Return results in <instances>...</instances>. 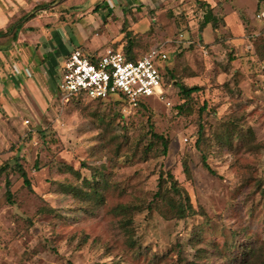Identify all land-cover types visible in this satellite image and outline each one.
I'll return each instance as SVG.
<instances>
[{"label": "rangeland", "instance_id": "rangeland-1", "mask_svg": "<svg viewBox=\"0 0 264 264\" xmlns=\"http://www.w3.org/2000/svg\"><path fill=\"white\" fill-rule=\"evenodd\" d=\"M93 3L81 0L73 10L74 0H48L37 7L47 9L37 24L41 41L50 25L58 28L48 31L53 38L62 29L66 34L65 46L55 41L50 77L44 63L49 49L37 52L44 58L39 61L26 48L41 71L34 80L10 73V60L22 59L24 46L0 58L16 91L13 99L1 97L10 96L8 80L0 91V166L20 164L30 182L26 186L9 167L0 178V264H232L238 252L231 243L249 237L264 243V25L255 18L264 0H224L218 30L207 25L201 36L206 8L198 0H186L194 6L182 11L166 7L155 19L151 14L157 24L135 39L143 46L136 55L161 46L167 59L159 63L163 98L143 97L147 109L117 96L61 98L66 57L59 51L83 50L67 40L80 42L78 12H91ZM178 84L200 88L193 94L196 110L207 106L200 118L178 113ZM229 118L250 127L254 145L210 140L208 169L195 146L196 131L202 124L213 138ZM97 173L103 174L101 197L84 196L83 178ZM161 176L163 195L157 193ZM174 205H184L185 217Z\"/></svg>", "mask_w": 264, "mask_h": 264}, {"label": "crops", "instance_id": "crops-1", "mask_svg": "<svg viewBox=\"0 0 264 264\" xmlns=\"http://www.w3.org/2000/svg\"><path fill=\"white\" fill-rule=\"evenodd\" d=\"M185 1L186 0H94V6L91 8V12L88 10H86L85 13L78 12L83 15L79 22V28L83 30V37L80 36L81 40L77 44L72 43L71 40H67L68 44L81 46L83 48L82 51L86 53H103L108 48H113L125 53L124 51L130 43L131 54L136 58L138 57L136 53L141 51L143 46H139V44L136 43L135 38L140 36L145 38L146 32L151 28V14H154L153 18L155 19L158 11L164 10L166 7H173L174 9L182 11L185 10L186 7H191L192 5L194 6V4L191 3L186 5ZM189 1L192 2V0ZM198 1L202 4H208L213 12L217 13L218 16H224V9L222 8L224 0ZM46 2H48V0H0V31L6 32L8 27L18 20L19 22H23V25L19 28L15 39L11 38L13 29L0 36V40H5L4 43H0V58H2V60L5 59V57H9L11 53H16L15 49H18V47H25L24 50L21 49L22 54L19 53L21 55H18V57L20 56L22 59H12L10 60V64H8L10 66V73L15 76L23 75V77H30L32 80L40 78L41 71L38 72L34 69V67L38 65V62L33 57L35 54L39 61L44 59H42V57L40 58V55L37 54V52L40 53V49H43L45 52L49 49L50 52H52L51 57L49 56V59H45L44 62L48 65L46 70L44 69L48 75L49 73L47 71L51 70L53 63L55 62L53 57V48L56 52V50L58 51L59 45L62 44L65 46L64 39L66 34L63 29L60 33L55 32L57 34L56 39L53 38V35L50 36V32H48L49 30H53L54 28L55 30L58 29L56 27L52 29L53 25H50V27L47 26L48 31L45 32L47 36L41 41V37L39 36L40 34H38L40 29H37V24L39 19L41 17H45L47 14V9H44L45 7H42L41 9L37 8L36 11H42L40 14H34L33 16L29 15L26 19H20L27 13H35V10L33 9L36 6H39L40 3ZM80 2L81 0H74V4L69 7H74L73 10H76L79 6L75 7V4L79 5ZM218 4L219 6L222 5V11H220V8L216 9ZM66 9L68 10L70 8ZM199 10L202 9L199 8ZM204 12L201 11L200 14L204 15ZM90 22L93 24L92 27H89ZM53 24L58 27L60 26L59 23ZM92 30H94V33H92ZM99 30L101 31L99 32ZM91 34H94L95 36L101 35V39L92 38ZM8 39H11V45L8 44ZM131 39H133L134 42ZM55 41L56 43L58 42V46ZM42 46L46 48H42ZM64 46H61L62 51H59V53L63 52L66 57L71 49L68 52L67 48ZM26 48L34 49V54L30 51L27 53ZM46 54L49 55L48 53ZM32 63L33 67H31ZM44 63L41 65L42 67H44ZM0 67H3L1 60ZM48 76L50 77V75ZM6 80L12 82V87H8V89H10V96L1 95V97L3 99H13L12 90L14 89L15 91V78L14 80H11V77L7 76L6 73L3 72V69H0V91L2 92L4 91L3 86H7L6 84L9 83ZM18 80L20 81V79ZM17 96L19 95L17 94Z\"/></svg>", "mask_w": 264, "mask_h": 264}, {"label": "built area", "instance_id": "built-area-1", "mask_svg": "<svg viewBox=\"0 0 264 264\" xmlns=\"http://www.w3.org/2000/svg\"><path fill=\"white\" fill-rule=\"evenodd\" d=\"M255 18L264 24V9L258 10ZM166 59V51L161 46L151 47L134 59L113 48L103 53H86L74 48L65 58L58 90L65 100L80 94L91 100L117 96L132 105L146 96L161 99L164 68L159 63Z\"/></svg>", "mask_w": 264, "mask_h": 264}, {"label": "trees", "instance_id": "trees-1", "mask_svg": "<svg viewBox=\"0 0 264 264\" xmlns=\"http://www.w3.org/2000/svg\"><path fill=\"white\" fill-rule=\"evenodd\" d=\"M202 5L205 6L206 10L204 12L201 23L198 25V32L200 36H201V33L203 32L202 30L205 28L207 24H209L214 31H217L218 25L222 21V18L219 17L217 13H214L208 4L203 3ZM37 7L39 6H36L33 10H36ZM34 14L35 13H32V14L27 13L23 15L20 19H26L29 15L33 16ZM154 24H157V22L155 20H152L151 26ZM22 25H23V22H19L18 20L17 22H14L13 24H11L6 30V32L0 31V36L4 35L5 33L13 29L11 38L15 39L17 32ZM131 40L134 42L133 39ZM130 47H131V44L129 43L127 46V49L124 52L128 59H134L135 57L132 56ZM149 49L150 48H148V50ZM166 73L167 71L165 72V74ZM169 74L172 76V71H170ZM199 89L200 88L198 86L187 87L184 84H178V94H179L180 99L182 100V103L177 106L178 113H181V114H191V113L195 114L196 113L199 118L201 117L202 112L206 111L207 106L203 104L198 110H196L194 108V102H193V94L198 92ZM71 98L80 99V98H87V97L80 94V95H74ZM116 105L117 107L118 106L120 107V103L117 102ZM136 105L147 109V106L145 105V101L143 99H138ZM116 113L118 114V112ZM114 115L110 118L114 119L115 117ZM227 121L228 122L226 123V125L221 124L222 125L221 131L213 132V138H210L207 134H205L204 126L202 124L199 125L196 131L197 138L195 141V146L197 147L198 151H200L201 161H202L203 166H205L208 169H209V166L207 164L206 158H207V148L209 147L210 143H212L210 142V140L217 139V141L220 142L222 145H230L232 142V139L238 138L241 142H244L245 144L254 145V143L252 142H255V139H254V135L250 127H246V129H244L243 127H241V125L236 123L235 119L229 118ZM211 129H212V126L210 125V132H211ZM158 137L162 139V142H161L162 152L165 153L167 149V140L163 139L161 135ZM19 165L20 164H16V163L10 166H8L7 164H1L0 178H2L4 175H7L6 170L8 169V167L11 169L16 168L17 171L20 173L21 177L23 178L25 185L30 187V182L27 178V174L25 170ZM184 168L187 169V165L185 162H184ZM167 176L170 177L171 178L170 181H172L171 175L168 174ZM102 179H103V174L101 173L93 174L92 178L90 179L83 178L82 186L85 189H88V191H86L85 193L83 192L84 196L90 197L92 195L94 198L99 199L104 189V186L101 183ZM164 180L165 179L163 178V176H161L160 182L158 184L159 188L157 192L160 195L164 194L163 192L164 191V185H163ZM4 184L6 188V191H5L6 199L8 202L11 203L12 199H11L9 180L5 179ZM170 187H172L174 191L178 192V187L175 184L174 180L170 183ZM174 208L177 211V214L179 215V217H185L186 209L184 205H180L177 207L176 205H174ZM129 240L131 241L130 238ZM231 245H232L231 246L232 253L235 251L238 252V254H235V256L232 258V261H233L232 264H264L263 240L254 241L252 238L249 237L246 240H244V242H238L237 240L231 243ZM185 264H194V263L193 261H189V262H186Z\"/></svg>", "mask_w": 264, "mask_h": 264}]
</instances>
